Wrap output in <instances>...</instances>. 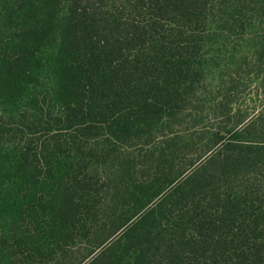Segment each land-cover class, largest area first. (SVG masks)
Returning a JSON list of instances; mask_svg holds the SVG:
<instances>
[{
	"label": "trees",
	"instance_id": "16d2710c",
	"mask_svg": "<svg viewBox=\"0 0 264 264\" xmlns=\"http://www.w3.org/2000/svg\"><path fill=\"white\" fill-rule=\"evenodd\" d=\"M0 264H264V0H0Z\"/></svg>",
	"mask_w": 264,
	"mask_h": 264
},
{
	"label": "rangeland",
	"instance_id": "374dc122",
	"mask_svg": "<svg viewBox=\"0 0 264 264\" xmlns=\"http://www.w3.org/2000/svg\"><path fill=\"white\" fill-rule=\"evenodd\" d=\"M252 91L251 93L247 92L245 93L243 96V103L246 106V108L248 107V109H255L260 105L259 102V98H257L255 92L257 91L256 87H252Z\"/></svg>",
	"mask_w": 264,
	"mask_h": 264
}]
</instances>
